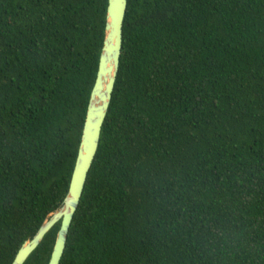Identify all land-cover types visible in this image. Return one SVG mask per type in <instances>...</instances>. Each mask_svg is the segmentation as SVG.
<instances>
[{
  "label": "trees",
  "instance_id": "obj_1",
  "mask_svg": "<svg viewBox=\"0 0 264 264\" xmlns=\"http://www.w3.org/2000/svg\"><path fill=\"white\" fill-rule=\"evenodd\" d=\"M106 8L0 0V264L67 194ZM59 264H264V0H127Z\"/></svg>",
  "mask_w": 264,
  "mask_h": 264
},
{
  "label": "water",
  "instance_id": "obj_2",
  "mask_svg": "<svg viewBox=\"0 0 264 264\" xmlns=\"http://www.w3.org/2000/svg\"><path fill=\"white\" fill-rule=\"evenodd\" d=\"M126 5L127 0H107L104 38L98 60L97 73L87 105L80 144L67 194L61 206L45 218L35 235L23 243L12 264H24L44 236L57 223H60V228L57 232L48 264L60 263L69 228L78 208L87 174L98 148L100 131L111 100L119 67L122 24Z\"/></svg>",
  "mask_w": 264,
  "mask_h": 264
}]
</instances>
